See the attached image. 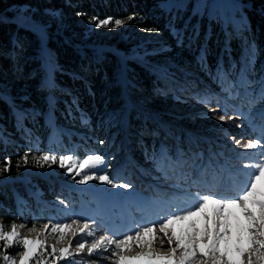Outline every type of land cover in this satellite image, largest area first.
I'll return each instance as SVG.
<instances>
[{"label": "rangeland", "instance_id": "1", "mask_svg": "<svg viewBox=\"0 0 264 264\" xmlns=\"http://www.w3.org/2000/svg\"><path fill=\"white\" fill-rule=\"evenodd\" d=\"M161 7L189 10V13L196 16L214 17L221 21L225 30L226 26H231L235 32L245 27L243 16H237L242 7V3L237 0H176L166 2ZM11 12V17L1 18L33 31L38 37L39 56L42 58V68L48 73L47 78L53 70V62L50 60L52 54L46 47L49 37L57 36L76 51L88 53L98 59L112 56L116 60L117 68L113 77L116 79L118 92L106 111L107 117L103 121L105 129L100 130L93 144L98 146L95 153L102 154L107 164L92 171L106 172L114 181L132 185L127 191L101 185L98 181L81 186L71 176L65 175V170L58 165L51 168L45 165L41 168L33 160L27 165L23 164L20 172L14 176L9 172H0V186L10 189L14 204L22 209L20 218L15 222L17 225H25L20 229L22 236L27 234V229L33 224L39 230L49 220L63 223L69 222L74 216L82 219L94 217L101 235L109 230L123 235L129 229L134 231L139 221L155 220L159 211L184 196L186 183L179 178V172L174 174L170 171L166 178L158 170L153 156H158L161 149L171 151V154L167 153L173 160L179 154L188 161L183 169L189 177L188 184L193 180L204 179L209 184L212 181L220 188L216 192L223 191L222 194L227 196H235L240 187H246L245 181L250 177L237 170L249 173L254 169H243L244 163L264 160V155L259 154V151L256 154L244 153L232 139L235 137L241 144H245L251 139L264 136L260 127L264 124V100L256 99L255 103L250 104L249 101L254 97L245 94V90L238 86L244 69H239L233 76L228 70L216 71L214 75H209L211 78L202 75L184 61L180 54H172L173 46L167 38L132 27L129 22L116 29H97L89 20L68 19L61 13H37L25 7L14 8ZM128 62L142 66L156 77L151 88L144 89L139 85L134 89L129 87L130 81L125 76ZM255 76L248 75V79L255 81L264 77V72L260 77ZM132 84L137 85L134 82ZM229 85L237 86L232 89L235 98H230L228 92L223 90ZM10 93V87L0 83V96L9 101ZM224 112L233 115L234 119L221 123L216 117ZM132 113H138L144 119L137 128H132L130 124ZM55 129L57 132L48 135L50 141L61 131L64 135L83 134L74 128L59 126ZM142 139L148 140L149 150L146 149L145 142H141ZM101 140L105 142L103 145L99 143ZM70 154L77 160L84 158L74 151ZM201 173H204L203 177ZM177 184L180 186L177 187ZM258 187L264 190V181ZM198 190L205 191L204 188H190L193 194ZM51 195L56 198L50 197ZM60 200H64L70 207L65 209ZM210 209L211 206L209 212ZM227 211L238 214L237 209ZM0 224L6 231L10 230V225L6 226L2 221ZM174 227L179 233L181 226ZM48 233L47 238L42 239L49 252L52 246H67L57 245L55 237L58 234ZM96 238L98 237L94 235H78L73 238V246L83 240L91 242ZM154 243L159 247L158 241ZM167 247L165 243L162 251H166ZM20 250L16 246L9 248L7 252L17 256ZM93 256L85 251L75 257V260H81L84 264H112L114 259L108 258L111 256L110 251L100 250L95 253V258ZM232 259L237 261L235 253L232 254ZM58 264H74V261H60ZM130 264L163 262L140 260L131 261Z\"/></svg>", "mask_w": 264, "mask_h": 264}, {"label": "trees", "instance_id": "2", "mask_svg": "<svg viewBox=\"0 0 264 264\" xmlns=\"http://www.w3.org/2000/svg\"><path fill=\"white\" fill-rule=\"evenodd\" d=\"M169 1L176 0H0V83L11 90L9 101L0 96V168L4 157H10L9 174H18L24 163L21 161L17 168L16 162L25 152L29 154V163L34 153L61 155L74 151L80 157L95 153L98 146L93 144L100 130L105 129L106 111L118 92L113 77L117 62L112 56L98 59L78 52L57 36L46 41L53 62L51 76L47 78L36 34L1 18L11 17L14 8L25 7L37 13L50 11L86 21L92 17H113L129 22L128 17L134 16L129 22L132 27L158 29L152 33L167 38L173 46L172 54H180L202 75L210 77L216 71L228 70L233 76L244 69V73L257 78L264 72V0H237L242 3L237 16H243L245 26L237 32L231 26L225 30L214 17L161 7ZM252 50L254 62L249 65ZM125 69L130 88L153 86L156 77L142 66L128 62ZM132 82L137 85L132 86ZM143 120L138 113H132L129 119L132 128ZM59 126L83 134L64 135L61 131L50 141L48 135L57 132L55 127ZM141 142L150 149L147 139ZM21 210L14 204L10 189L0 186V221L11 225L20 218Z\"/></svg>", "mask_w": 264, "mask_h": 264}, {"label": "snow or ice", "instance_id": "3", "mask_svg": "<svg viewBox=\"0 0 264 264\" xmlns=\"http://www.w3.org/2000/svg\"><path fill=\"white\" fill-rule=\"evenodd\" d=\"M77 15L84 14L77 13ZM133 19L134 16L128 17L129 22ZM89 23H94L97 29L109 27L116 29L122 27L126 21L113 17L102 20L92 17ZM144 30L158 32L155 28ZM177 36L182 43L179 33ZM254 55V50L250 51L247 60L249 65L254 62ZM238 86L245 90V94L254 97L249 101L250 104L255 103L256 99L264 100V77L253 81L248 79L247 73H242ZM235 87L237 86L229 85L223 90L228 92L230 98H235L232 94V89ZM216 119L226 123L233 120L234 116L224 112ZM236 126L240 127V125ZM260 127L264 131V124ZM232 139L244 153L256 154L259 151V154L264 155V136L251 139L245 144H241V141L235 137ZM99 143L103 145L105 142L101 140ZM28 156L29 154L25 152L17 160L16 167L21 166V161L27 165ZM153 159L158 170L166 178L170 171L174 174L179 172V178L186 181L184 196L159 211L155 220L139 221L134 231L129 229L123 235L111 230L105 231L91 242L83 240L74 246L73 238L78 235L88 237L94 235L98 226L94 217L82 219L74 216L69 222L63 223L49 220L48 223L42 224L39 230L33 224L23 236L20 229L25 227L24 224L17 225L13 221L9 231L0 224V261H3V264H58L60 261L71 260L74 264H84L81 260H75V257L85 251L92 256L103 250L111 252L108 258H114L112 264H130L131 261L140 260L161 261L163 264H237V261L238 264H264V190L258 187L264 181V160L244 163L243 169H254L249 173H244L241 169L237 170L242 175L250 177L245 181L246 187H240L235 196H227L216 192L214 190L216 184L209 186V181L204 179L193 180L188 184L189 177L183 172L188 161L181 155L178 154L173 160L166 150L161 149L158 156L154 154ZM32 160L41 168L45 165L49 168L58 165L65 170V175L71 176L76 184L81 186L89 185L91 181H98L101 185H109L113 189L127 191L132 188L128 183L114 181L106 172L92 171L107 164L106 158L99 153L88 154L83 159L77 160L71 154L58 155L46 152L33 156ZM2 164L0 172H9L12 165L11 158L4 157ZM203 176L204 173H201V177ZM77 177L79 179H76ZM191 187L209 190H198L193 194L190 191ZM109 195H122V193H109ZM60 204H63L65 209L70 207L64 200H60ZM209 206H211L210 212ZM229 209H237L238 214L227 211ZM176 225L181 226L179 233L174 227ZM49 229L50 233H48ZM46 233L58 234L55 237L56 244L67 246H52L49 252L42 239L47 238ZM32 236L34 238H30ZM155 241L159 242V247L154 243ZM165 243L168 245L167 250L162 251ZM16 246L21 249L17 256L9 255L7 250ZM233 253L237 261L232 259Z\"/></svg>", "mask_w": 264, "mask_h": 264}, {"label": "bare ground", "instance_id": "4", "mask_svg": "<svg viewBox=\"0 0 264 264\" xmlns=\"http://www.w3.org/2000/svg\"><path fill=\"white\" fill-rule=\"evenodd\" d=\"M94 258H95V254H94V256H93Z\"/></svg>", "mask_w": 264, "mask_h": 264}]
</instances>
